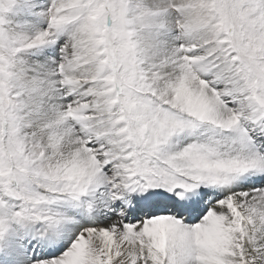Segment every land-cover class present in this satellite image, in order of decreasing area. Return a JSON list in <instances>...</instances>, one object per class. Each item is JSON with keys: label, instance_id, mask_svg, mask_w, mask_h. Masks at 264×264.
Here are the masks:
<instances>
[{"label": "snow or ice", "instance_id": "1", "mask_svg": "<svg viewBox=\"0 0 264 264\" xmlns=\"http://www.w3.org/2000/svg\"><path fill=\"white\" fill-rule=\"evenodd\" d=\"M0 264H264V0H0Z\"/></svg>", "mask_w": 264, "mask_h": 264}]
</instances>
